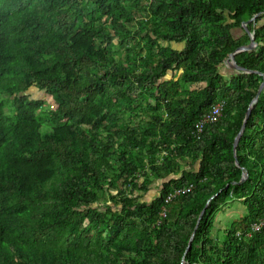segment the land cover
<instances>
[{
  "label": "trees",
  "instance_id": "trees-1",
  "mask_svg": "<svg viewBox=\"0 0 264 264\" xmlns=\"http://www.w3.org/2000/svg\"><path fill=\"white\" fill-rule=\"evenodd\" d=\"M257 15L264 74V0H0V264H264Z\"/></svg>",
  "mask_w": 264,
  "mask_h": 264
},
{
  "label": "water",
  "instance_id": "water-1",
  "mask_svg": "<svg viewBox=\"0 0 264 264\" xmlns=\"http://www.w3.org/2000/svg\"><path fill=\"white\" fill-rule=\"evenodd\" d=\"M257 17H258V15L255 16L253 19H251V20H249L247 22H244L243 25H242L243 29L246 31V33L249 35V37L251 39L250 43L248 45H244V46L239 47L236 51H234V53L230 54V56L228 57V59H226V61H225V65L229 69H231V70H233L235 72L242 73V74H257V75L263 77V82H262V84L260 86V89H259V93L257 95V98L251 103V105H250V107H249V109H248V111L246 113V117H245V120H244L242 129H241V131L239 132L238 136L235 139V142H234V154H235V156H234V158H236V156H237V146H238V144L240 142V139L242 138V136H243V134H244V132H245V130L247 128V123H248V120H249V118H250V116L252 114V111L254 109V106H255L258 98L261 96L262 91L264 89V74L263 73L257 72V71H251V70H248L246 68H243V67L239 66L237 64V62H236V55L237 54L242 53V52L254 51L259 46L258 42L256 41L255 33L254 32H251L248 29V25L250 23L256 21ZM236 165L238 167H240L239 161L237 159H236ZM242 170H243V175H242V178H241L240 182L239 183H234V184L242 185V184H244L248 180V178H249L248 171L245 168H243ZM214 198L215 197H213L212 199H214ZM205 213H206V208L202 211V213H201V215L199 217L197 226L195 228V232L193 233L192 238H191V240L189 242V246L187 248V253L191 251L192 242H193V239L195 237L196 230L198 229V227H199V225L201 223V220H202V218H203V216H204ZM183 264H185V263H183Z\"/></svg>",
  "mask_w": 264,
  "mask_h": 264
},
{
  "label": "crops",
  "instance_id": "crops-1",
  "mask_svg": "<svg viewBox=\"0 0 264 264\" xmlns=\"http://www.w3.org/2000/svg\"><path fill=\"white\" fill-rule=\"evenodd\" d=\"M227 210H229V212ZM222 211H223V215H224V212L227 211L229 218L224 219V218L220 217L218 219V221L215 224V232L216 233L224 230L225 228H227L228 226H230L231 224L236 222L237 219L239 220L241 218H244V216H246V214H247V209L244 206L242 200L241 201L240 200H233V201L229 202L227 204V206L225 208H223Z\"/></svg>",
  "mask_w": 264,
  "mask_h": 264
},
{
  "label": "rangeland",
  "instance_id": "rangeland-1",
  "mask_svg": "<svg viewBox=\"0 0 264 264\" xmlns=\"http://www.w3.org/2000/svg\"><path fill=\"white\" fill-rule=\"evenodd\" d=\"M29 94H30V96L33 98V99H39V98H44V99H46V102H45V106H44V110L47 112V111H50V109L51 108H53V106H51L52 105V97H48V96H46L43 92H40V91H38L37 89H34V88H32L30 91H29ZM0 97H3V98H6V96L5 95H3V94H1V96ZM55 108V107H54ZM158 194V187L155 185L154 187H153V191L152 192H150V193H148L147 195H145L144 197H143V199L142 200H144V201H147V200H151L153 197H155L156 195ZM229 202H231V201H229ZM101 207H102V209H104V205L102 204L101 205ZM228 212H229V210H227ZM227 211H225L224 212V215H223V211H221V212H219L218 214H217V216H216V218H215V224H216V222L218 221V219L220 218V217H222V218H224V219H228L229 218V216H228V212ZM223 215V216H222ZM238 220V219H237Z\"/></svg>",
  "mask_w": 264,
  "mask_h": 264
},
{
  "label": "built area",
  "instance_id": "built-area-1",
  "mask_svg": "<svg viewBox=\"0 0 264 264\" xmlns=\"http://www.w3.org/2000/svg\"><path fill=\"white\" fill-rule=\"evenodd\" d=\"M264 93V90H263ZM223 109H224V103H218L212 111L201 121L199 124L200 131L203 129L204 125L209 124V123H217L219 122L222 114H223ZM190 192V189L187 190ZM264 227V217L258 222L252 225L251 228V233L260 231ZM250 235V233L248 234Z\"/></svg>",
  "mask_w": 264,
  "mask_h": 264
},
{
  "label": "clouds",
  "instance_id": "clouds-1",
  "mask_svg": "<svg viewBox=\"0 0 264 264\" xmlns=\"http://www.w3.org/2000/svg\"><path fill=\"white\" fill-rule=\"evenodd\" d=\"M35 89V88H34ZM264 90V89H263ZM262 93H263V91H262Z\"/></svg>",
  "mask_w": 264,
  "mask_h": 264
}]
</instances>
